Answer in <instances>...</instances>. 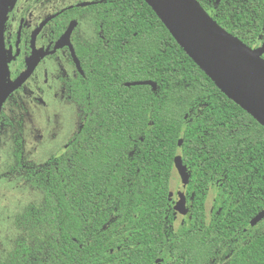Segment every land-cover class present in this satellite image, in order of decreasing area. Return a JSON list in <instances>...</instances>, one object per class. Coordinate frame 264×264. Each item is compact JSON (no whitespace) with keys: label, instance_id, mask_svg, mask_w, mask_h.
Listing matches in <instances>:
<instances>
[{"label":"trees","instance_id":"1","mask_svg":"<svg viewBox=\"0 0 264 264\" xmlns=\"http://www.w3.org/2000/svg\"><path fill=\"white\" fill-rule=\"evenodd\" d=\"M197 1L225 31L259 45L264 0ZM106 5L112 44L77 94L81 128L67 152L28 164L24 181L36 197L15 220V250L1 264H264V219L250 227L264 211V128L216 88L143 0ZM137 81L156 90L125 86ZM177 156L189 173L184 223L169 199ZM211 190L217 204L207 219Z\"/></svg>","mask_w":264,"mask_h":264},{"label":"flooded vegetation","instance_id":"2","mask_svg":"<svg viewBox=\"0 0 264 264\" xmlns=\"http://www.w3.org/2000/svg\"><path fill=\"white\" fill-rule=\"evenodd\" d=\"M107 2L13 0L9 7L4 26L9 80L14 81L25 72L29 58L35 54L38 62L27 80L10 94L0 112V191H9L5 196L0 192V264L9 252L15 250L13 241L19 233L15 220L33 202L32 199L18 210L16 207L21 204L19 191L36 197V192L29 189L24 181L26 173L33 168L28 164L41 165L49 158L67 152L71 138L81 128L77 94L86 89L87 71L93 70L91 63L95 62L99 50L112 44L101 17V12H108ZM263 42L264 35L257 47ZM62 110L66 112L62 132L65 136L60 139L64 140V145L61 147L62 141H56L60 137L57 134L54 147L45 148L42 144L49 133L51 118ZM27 120L40 148L42 145V151L33 159L26 153L23 137ZM7 131L14 145L9 154L3 152L2 145ZM18 135L21 141L19 159L16 154ZM172 202L174 204V199ZM3 235L8 237L5 241L10 242L9 238H12V248L2 249Z\"/></svg>","mask_w":264,"mask_h":264},{"label":"water","instance_id":"3","mask_svg":"<svg viewBox=\"0 0 264 264\" xmlns=\"http://www.w3.org/2000/svg\"><path fill=\"white\" fill-rule=\"evenodd\" d=\"M155 13L177 45L229 100L239 106L264 128V42L251 48L221 28L197 0H143ZM221 0H216L220 3ZM13 0H0V112L10 94L29 77L38 62L37 54L28 60V69L14 81L9 80V58L4 46V26ZM147 85L152 81L125 83L126 87ZM178 145H182L179 140ZM174 167L181 183L174 197V210L189 213L185 189L189 173L180 156ZM174 195L170 190L169 199ZM264 219V211L251 221L250 227ZM158 262V261H157Z\"/></svg>","mask_w":264,"mask_h":264},{"label":"rangeland","instance_id":"4","mask_svg":"<svg viewBox=\"0 0 264 264\" xmlns=\"http://www.w3.org/2000/svg\"><path fill=\"white\" fill-rule=\"evenodd\" d=\"M65 115H66V112L64 110H62V111L56 113L55 116H53L51 118V121H50L51 127L49 129V133L44 137V142L42 144L45 148H47L48 146H50V147H48L50 149L52 147H54L53 141L56 139L57 134H60V137L56 141H62L60 139L65 136V135H62ZM23 137H24V141H25L26 153L28 154L29 158L33 159L42 151V149H41L42 145L40 148V145H38V143L36 142V138H37L36 134L29 130L28 120L25 122ZM2 145H3V152L4 153L9 154L12 151V148L14 147V145H13V138H11V136H10V132H8V131L6 132L4 138L2 139ZM62 145H64V140L61 143V147H62ZM180 183H181L180 177H179L177 171H175L173 174V177L171 179V183H170L171 190L174 191V194H175L178 186L180 185ZM0 192H1V194H4V196H5V194L7 195L9 193L8 189L1 190ZM12 194H13V192L11 191L10 195H12ZM216 194L217 193L214 190H211L209 192L208 197H207V201H206V205H205L207 219L210 218L212 210L214 209V207L217 204L216 203ZM18 197H19V199H21V204L16 207L18 210L25 203H27V202H29L35 198V197L33 198V196L30 195V193L24 192V191H19ZM172 199H174V195L172 196ZM11 211H7V212L10 213ZM186 218H187V216H185V215L177 214V223H180L182 220H184V222H185ZM2 249H4V247H2Z\"/></svg>","mask_w":264,"mask_h":264}]
</instances>
